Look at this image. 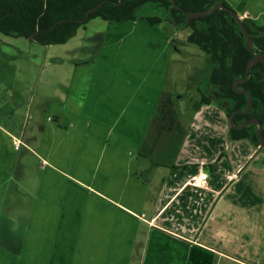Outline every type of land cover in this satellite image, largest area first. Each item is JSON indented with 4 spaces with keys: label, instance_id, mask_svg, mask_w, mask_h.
Segmentation results:
<instances>
[{
    "label": "crops",
    "instance_id": "crops-1",
    "mask_svg": "<svg viewBox=\"0 0 264 264\" xmlns=\"http://www.w3.org/2000/svg\"><path fill=\"white\" fill-rule=\"evenodd\" d=\"M227 1L264 24V0ZM182 30L80 27L44 45L32 86L29 58L0 78V233L20 230L0 237V264H32L33 248L39 264H264V149L226 114L218 132L197 122L216 103L190 117L165 94ZM200 170L207 186L190 183Z\"/></svg>",
    "mask_w": 264,
    "mask_h": 264
},
{
    "label": "trees",
    "instance_id": "trees-1",
    "mask_svg": "<svg viewBox=\"0 0 264 264\" xmlns=\"http://www.w3.org/2000/svg\"><path fill=\"white\" fill-rule=\"evenodd\" d=\"M175 1L178 7H174L171 0H0V33L25 38L34 35L32 41L52 45L66 43L80 27L97 17L116 23L144 19L150 24H159L166 20L179 29L190 28L187 41L200 48L207 56V63L212 66L205 81L207 89L198 88L200 99L194 102V107L198 109L204 104L216 103L228 117L237 109H245L248 96L238 93L233 83L235 79L244 77L252 53L234 16L218 8L208 15L186 20L187 11H203L216 2L234 8L227 0ZM100 3L102 5L98 9L86 16L88 9ZM148 4L161 8L162 14H141L140 9ZM242 20L254 46L264 50V24H256L246 17ZM244 86L253 95V111L264 107V63L253 66ZM244 117L247 114L236 113L235 123ZM230 136L260 144L251 125L242 129L231 127ZM214 166H211L212 169Z\"/></svg>",
    "mask_w": 264,
    "mask_h": 264
},
{
    "label": "rangeland",
    "instance_id": "rangeland-1",
    "mask_svg": "<svg viewBox=\"0 0 264 264\" xmlns=\"http://www.w3.org/2000/svg\"><path fill=\"white\" fill-rule=\"evenodd\" d=\"M161 10L162 9L159 7L148 4L141 8L140 12L141 14L147 15H161ZM106 22L107 21L102 18L92 19L81 28H105ZM167 29L169 31L172 30V28ZM189 31V28L183 29L181 31V33L178 35L179 39H177V45H173L170 40L168 42V44H170L168 49L170 63L168 64L167 69L168 82L165 94L170 95L169 98H171V102L174 106L177 105L175 107L177 110L180 109V111H184L187 114L189 113V116L193 117L194 113L192 111L194 110V107L192 104H194L197 99H200L198 88L201 86L204 89H207L205 81L209 76L212 66L207 63V56L200 48L192 43L186 44L187 40L185 41V38L187 37L186 35ZM25 40V37L18 39V37H12L0 33V78L7 75V73H16L17 75L18 72H20L18 65L24 63L25 59L29 58L30 61L33 60L36 63L33 68H31L29 64L28 70H25L29 73L27 77L28 84H31L32 86L35 84V79H37L40 70L38 64L42 63L43 57L46 55V49L44 45H41L36 41L27 42ZM14 61H16V65ZM22 67L26 68L27 66L23 65ZM30 75L33 78H30ZM4 83L5 82H1L2 85H4ZM20 84H22V79L19 78H16V80L13 82L14 86H18ZM2 95L3 94L0 93V105L3 104L2 99L4 98H1ZM177 97L181 98H178L179 103ZM223 111L224 110L219 107H207L200 113V116H198L199 114L197 113V122H200V117L201 119L205 120L204 122H207L208 127L211 126L210 123H212L218 132L219 125L215 124L219 121H221L223 124L224 115L226 114V112ZM219 114L223 115L220 116ZM226 116L225 118L227 121ZM228 125H231L230 119L228 120ZM181 133V136H183V132ZM256 162L253 164L251 163L250 166L261 167V165L258 164L260 162ZM11 229L14 232H11L10 229H7L6 232H2L3 234L0 233V237L5 233H8L11 235V237L16 238V234H19L20 230L17 229L15 225H12ZM43 248L46 249L45 247ZM44 249L43 253L46 252ZM30 252L33 253V255H30V262L32 264H39L42 262L41 259H44L42 258L41 251L39 249L33 248ZM5 263L14 264V262L11 260L6 261Z\"/></svg>",
    "mask_w": 264,
    "mask_h": 264
},
{
    "label": "water",
    "instance_id": "water-1",
    "mask_svg": "<svg viewBox=\"0 0 264 264\" xmlns=\"http://www.w3.org/2000/svg\"><path fill=\"white\" fill-rule=\"evenodd\" d=\"M122 0H120L121 2ZM171 2L173 3L174 7H178L177 3L175 0H171ZM102 4H98L96 7L90 8L86 11V16H88L91 12L95 11L96 9H98ZM223 9L227 12H229L230 14H232L236 20V22L238 23L240 30L242 32V34L245 37L246 40V46L249 49V51L252 53V57L249 59L247 66H246V71L244 74V78L243 79H235L234 83H233V88L239 92V93H245L248 96V100H247V106L246 109L242 110V109H237L235 111H233L229 117L230 119V123H231V127L236 128V129H241L243 127H245L248 124H252V123H257L258 124V129H257V136L259 138L260 141V146L259 149H264V135L262 133V124L260 122L259 119H251V120H246V121H241L240 124H236L235 123V115L236 113H247L252 105H253V96L250 93L249 90H247L246 88H242V89H238L237 88V84L240 83H244L245 81H247L248 76L250 71L252 70L253 66L255 64H257L260 61H264V51H260V52H255L254 51V45H253V39L248 31V29L246 28L240 14L238 12H236L235 10L229 8L228 6H226L224 3L222 2H216L211 8L203 10V11H187V22L189 20H191L192 18H197V17H201V16H205L208 15L212 12H214L216 9ZM176 25V24H175ZM34 38V35L31 36V39Z\"/></svg>",
    "mask_w": 264,
    "mask_h": 264
},
{
    "label": "flooded vegetation",
    "instance_id": "flooded-vegetation-1",
    "mask_svg": "<svg viewBox=\"0 0 264 264\" xmlns=\"http://www.w3.org/2000/svg\"><path fill=\"white\" fill-rule=\"evenodd\" d=\"M184 29H186V28H184ZM190 29V28H189ZM249 31V30H248ZM191 33V29H190V32H189V34ZM189 34H188V36H189ZM188 36H187V38H188ZM189 42L187 41L186 42V44H188ZM254 45V44H253ZM262 49V48H261ZM260 48H256V46H254V51L255 52H260V51H264V50H261ZM261 63H264V61H260ZM260 62H258V63H260ZM244 78V77H243ZM242 78V79H243ZM248 79H249V76H248ZM247 79V80H248ZM246 82V81H245ZM245 82L244 83H240V84H238L237 85V88L238 89H242V88H246L245 86H244V84H245ZM247 89V88H246ZM248 90V89H247ZM250 91V90H249ZM239 93V92H238ZM251 93V92H250ZM240 94H244V95H246L245 93H240ZM252 94V93H251ZM253 96V95H252ZM246 109V108H245ZM244 110V109H243ZM257 110V109H256ZM255 111V110H254ZM253 111V105H252V107H251V109L247 112V113H242V114H247V117H244L243 119H241V120H238V125L240 124V122L241 121H246V120H251V119H259L260 120V122H261V124H262V133H263V135H264V107H262V108H260L258 111H255L254 112ZM248 125H251V126H253L254 128H255V133H256V135H257V129H258V124L257 123H252V124H248ZM248 125H246V126H248ZM245 126V127H246ZM244 128V127H243ZM242 129V128H241ZM257 138H258V136H257ZM258 140H259V138H258ZM260 142V141H259ZM259 146H260V144L259 145H257L256 147L257 148H259ZM263 150V149H262Z\"/></svg>",
    "mask_w": 264,
    "mask_h": 264
},
{
    "label": "built area",
    "instance_id": "built-area-1",
    "mask_svg": "<svg viewBox=\"0 0 264 264\" xmlns=\"http://www.w3.org/2000/svg\"><path fill=\"white\" fill-rule=\"evenodd\" d=\"M51 119V118H50ZM21 142H18L16 145V148L18 149L20 147ZM231 179L233 176H229ZM209 172L206 170H200L196 173H194L190 178V183L197 187H204L207 186L209 183Z\"/></svg>",
    "mask_w": 264,
    "mask_h": 264
}]
</instances>
